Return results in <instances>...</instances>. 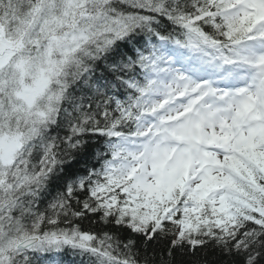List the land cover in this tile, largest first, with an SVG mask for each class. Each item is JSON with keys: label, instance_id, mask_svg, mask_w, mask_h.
<instances>
[{"label": "snow or ice", "instance_id": "obj_1", "mask_svg": "<svg viewBox=\"0 0 264 264\" xmlns=\"http://www.w3.org/2000/svg\"><path fill=\"white\" fill-rule=\"evenodd\" d=\"M264 264V0H0V264Z\"/></svg>", "mask_w": 264, "mask_h": 264}, {"label": "trees", "instance_id": "obj_2", "mask_svg": "<svg viewBox=\"0 0 264 264\" xmlns=\"http://www.w3.org/2000/svg\"><path fill=\"white\" fill-rule=\"evenodd\" d=\"M58 259H63L64 260V264H68V258L67 257H61V258H58Z\"/></svg>", "mask_w": 264, "mask_h": 264}]
</instances>
